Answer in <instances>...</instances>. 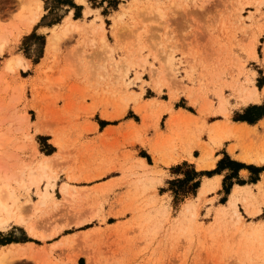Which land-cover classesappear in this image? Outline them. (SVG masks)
<instances>
[{"label": "rangeland", "instance_id": "rangeland-1", "mask_svg": "<svg viewBox=\"0 0 264 264\" xmlns=\"http://www.w3.org/2000/svg\"><path fill=\"white\" fill-rule=\"evenodd\" d=\"M19 3L0 0V133L9 138L0 177L11 178L20 204L34 200L27 173L57 155L51 203L27 212L40 232L55 233L41 240L11 224L0 247L31 242L50 264H264V164L224 147L264 156V115L233 127L252 106L263 109L251 116L264 112V0H43L39 20L17 37ZM70 11L84 31L61 36L46 56L50 28ZM12 55L26 68L6 70ZM254 87L260 101L245 104ZM200 158L213 169L199 174ZM215 178L219 187L200 194Z\"/></svg>", "mask_w": 264, "mask_h": 264}, {"label": "bare ground", "instance_id": "bare-ground-1", "mask_svg": "<svg viewBox=\"0 0 264 264\" xmlns=\"http://www.w3.org/2000/svg\"><path fill=\"white\" fill-rule=\"evenodd\" d=\"M20 1V11L17 13L16 17V25L14 27L15 32L17 34V37L21 36L22 34H25L26 32H29L33 25L39 20L41 13H42V5L41 0H18ZM79 3H84L85 0H76ZM127 8L123 7L117 14H122ZM91 10L87 9L86 13H89ZM104 24L101 23L99 27L97 28V31L99 32V35L101 38L104 39ZM53 31L52 36L48 39L47 45H46V56L49 55L54 49L55 41L61 36H65L68 33H71L72 31H84V27L81 22L78 20H74L70 17H66L64 21H62L60 24H55L50 28ZM0 52L2 53L5 49L6 39L4 40V35L0 36ZM26 65H28L27 61H24L20 56L12 55L10 58L5 61V68L6 70H14L17 67H23L26 68ZM244 103L247 104L248 102L258 103L260 101V97L257 91V88L254 87L252 90H250L246 96L243 98ZM221 105V113L223 115L228 114V110L226 108L222 107ZM241 122V121H240ZM234 128L243 127L247 128L248 125L245 123H238L234 122L233 125ZM9 138H7L4 134V132L0 133V162L1 159H5L4 155H1L3 152V149H5V146L7 145ZM55 144L60 147V142L57 140H54ZM7 147V146H6ZM210 152V150H208ZM155 152V150H154ZM191 153L188 152V155ZM2 156V157H1ZM57 157V155H54L53 157L49 156H43L41 159H38L37 162L33 164V166L30 168L29 173V180L28 184L33 187V192L35 194V199L30 200L26 199L24 203H19V197L16 193V190L13 188V185L11 183L10 177L1 178L0 177V230L6 229L11 224H17V225H23L26 228V231L28 234H30L33 238L45 240L48 237H51L54 235L55 232H52L50 234H44L40 232L36 225L31 223L28 220V211H34L35 213L43 212L44 209L48 206V204L51 203V192L50 189H52L55 186V179L54 174L49 171L50 165H52V161ZM181 158H174L173 163H178ZM241 160L249 162V163H255L258 165L264 164V156L257 155V156H249L244 155L240 157ZM206 160H203L200 158L197 163L198 168H211L214 166V164H206ZM1 168H4L3 163ZM70 179L74 178L72 176H69ZM262 181V180H261ZM260 183L263 184V181ZM218 178L207 181L206 186H203V188L200 191V194H203L205 192L213 191L219 187ZM259 183V184H260ZM242 187L236 186L233 190V192L230 194L229 200L227 202L228 207L236 208L237 201L239 199V191ZM29 190V188H28ZM60 191L63 196L69 195V186L67 184H63L60 188ZM250 215H252L254 212H251L250 210L247 211ZM252 213V214H251ZM61 242L55 243L52 246L56 247L59 246ZM4 247V248H2ZM24 257L28 260H31L33 262H37L38 264H50L46 259L45 255L36 249H34L33 244H29L27 246H15V247H5L4 245L0 248V264H5L8 261H12L13 258H20ZM72 264H77L75 259L71 260Z\"/></svg>", "mask_w": 264, "mask_h": 264}, {"label": "crops", "instance_id": "crops-1", "mask_svg": "<svg viewBox=\"0 0 264 264\" xmlns=\"http://www.w3.org/2000/svg\"><path fill=\"white\" fill-rule=\"evenodd\" d=\"M41 5L43 6V0H41ZM66 17H70V18H72L73 19V11H70L69 13H68V15L66 16ZM65 17V18H66ZM65 18L63 19V21L65 20ZM241 123V122H240ZM239 123V124H240ZM242 123H245V122H242ZM241 123V124H242ZM246 125H248V127H252V125H249L248 123H245ZM233 145V144H232ZM232 145H230V143L229 144H227V145H225L224 147H225V154H227V155H232V156H234L237 160H239V161H242V162H245V163H249V162H246V161H243V160H241L238 156H239V154H238V150L236 149V150H234V151H232V149H231V146ZM229 146V147H228ZM218 151V150H217ZM224 153L222 154H218L217 153V155L215 154L214 156L217 158V159H221L224 155H225ZM192 158V155L190 156V155H185L184 157H182L181 159H180V163L181 162H183V161H189V159H191ZM198 159V158H197ZM231 159H233L232 157H231ZM214 166H215V160H214ZM213 166V167H214ZM197 167V166H196ZM213 167H211V169H213ZM196 169H204L203 171H200L201 173H205L206 171L205 170H211L210 168H207V167H204V168H196ZM214 176H216V175H213L212 177H214ZM212 177H207V178H212ZM216 179V178H215ZM212 180H214V179H207V181H212ZM110 182V179H107V180H102L101 182H97V183H95V184H93L92 186H90V187H95V186H99V185H107V183H109ZM203 184H204V182H203ZM202 184V185H203ZM238 187H240V186H238ZM28 233V232H27ZM30 237H32L30 234H28ZM29 244H31V242H28V241H19V242H11V243H9V244H7V245H4L5 247H15V246H27V245H29ZM1 248V247H0ZM2 248H4V247H2ZM77 264H79L78 263V261H77Z\"/></svg>", "mask_w": 264, "mask_h": 264}, {"label": "trees", "instance_id": "trees-1", "mask_svg": "<svg viewBox=\"0 0 264 264\" xmlns=\"http://www.w3.org/2000/svg\"><path fill=\"white\" fill-rule=\"evenodd\" d=\"M263 109V107H258V106H252L250 108H248L246 110V113L244 115H242L241 117H239V120L240 121H246L248 123H254L256 122L257 120H259L263 115H264V112H260V113H257L256 116H251V113L255 110H261ZM224 162V159L219 163V166L220 164H222ZM229 164H233V166H235L236 168H244L245 166L243 164H240V163H237V162H229ZM194 174H198V173H195ZM199 174H202V173H199Z\"/></svg>", "mask_w": 264, "mask_h": 264}]
</instances>
